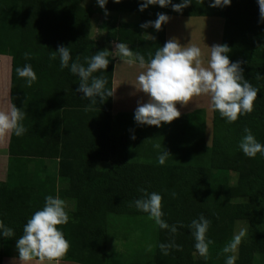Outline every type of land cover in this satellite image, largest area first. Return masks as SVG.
<instances>
[{
	"label": "trees",
	"instance_id": "16d2710c",
	"mask_svg": "<svg viewBox=\"0 0 264 264\" xmlns=\"http://www.w3.org/2000/svg\"><path fill=\"white\" fill-rule=\"evenodd\" d=\"M92 1L105 17L104 41L95 40L91 33L96 9L85 7L81 0H0V54L12 58L11 96L24 115L23 123L41 131L48 122L45 126L51 134L62 127L67 132L73 128L80 138L69 153L62 149L61 156L71 161L93 159L92 163L85 161L82 169H77L82 173L76 171L69 182L72 189H88L86 194H90L68 196L75 202V208L67 213L68 223L60 226L65 238L71 241L69 254L62 260L113 264L106 251L110 233L115 222L132 221L144 227L153 223L152 232L147 234L144 230L141 234L152 246L151 251L134 253L133 264H226L227 255L237 257L235 264H264V155L258 153L255 158H249L239 148L246 135L245 128L264 145V21L260 19L258 0H232L223 7H212V0L203 3L192 0L182 12L174 11L171 4L149 5L140 11L144 0L120 3L108 0L104 8L97 0ZM180 2L172 0L173 4ZM158 13L223 18L221 45L231 49L226 53L230 61H239L244 78L258 89L253 111L240 115L233 123L213 110L209 146L205 142L203 109L159 127L138 125L134 115L112 117V96L105 95L103 102L98 96L97 102L91 104L76 91L79 77L71 73L70 65L77 57L87 67L85 58L102 50L109 52L107 69L93 73L94 77L107 81V93L112 92L116 61L108 44L124 43L134 54L143 55L146 62L154 56L166 43V23L159 31L152 26L142 28L141 24L155 21ZM60 46L70 51L68 68L61 69L59 53L56 59H50ZM25 53L30 54L29 59H25ZM26 64L32 66L37 76L31 87L16 73L18 67ZM38 104L44 105L46 111L30 110V106ZM75 108L79 110L75 112ZM74 116L81 123L66 124ZM133 135L135 139L131 138ZM52 141L46 154H55ZM156 144L160 145L159 149L154 147ZM166 150L169 155L165 164L160 165L157 158ZM10 152H14L13 141ZM32 153L43 156L41 150ZM95 159L105 163V167H96ZM231 173L237 174L235 185L230 182ZM141 189L162 196V219L170 226H177L175 234L160 229L148 218V213L134 206L132 202L144 197ZM11 191L10 185L0 183V221L15 234L12 238L0 235V264L4 254L23 234L27 220L43 208L47 197L26 198L11 195ZM201 215L210 221L206 241L212 243L207 260L196 251L189 227ZM238 222H247L248 230L236 252L224 254V246L238 234ZM173 240L182 246V251L170 249L168 255H163L159 244Z\"/></svg>",
	"mask_w": 264,
	"mask_h": 264
},
{
	"label": "clouds",
	"instance_id": "9594fccd",
	"mask_svg": "<svg viewBox=\"0 0 264 264\" xmlns=\"http://www.w3.org/2000/svg\"><path fill=\"white\" fill-rule=\"evenodd\" d=\"M108 0H97L101 8H104ZM120 3L121 0H114ZM203 3V0H201ZM232 0H212V7H223L230 5ZM192 0H181L180 3H172V0H144L140 5L143 11L149 5H159L167 7L171 4L176 12H182L188 7ZM259 15L264 21V0H258ZM107 15V9H105ZM155 21H148L141 24L142 28L154 27L161 30L163 24L167 23L169 17L166 14L158 13ZM151 39L153 37L150 36ZM231 49L226 45H213L207 61L203 58L202 50L195 45L184 46L178 40H169L163 47L156 50L147 62L145 57L133 51L124 43L115 44L116 55L129 66L137 65L142 70L139 72L134 83L137 92H142L147 97L146 102H138V107L134 113V119L138 125L161 126L164 123H171L179 118L181 113L176 107L188 105L193 97L206 96L210 100V106L214 111L228 123L235 122L240 115L250 114L254 108V101L258 95V89L252 86L243 76V69L240 62H231L226 53ZM59 53L61 69L69 67L71 60L70 51L65 46H60L50 56L56 59ZM25 59L30 58L29 53L24 54ZM109 52L99 51L90 58H85L87 67L76 62L71 63V73L78 75L79 87L77 92L83 94L90 100L91 104L97 102V97L101 102L107 97L113 96V92L105 93L107 81L103 77H94L93 73L106 70L109 64ZM151 56V54H150ZM18 77L23 78L28 87L36 81L37 76L32 66L26 64L22 68H17ZM259 79V74L256 77ZM87 110V109H86ZM24 119L23 113L13 105L10 109L0 110V139L10 134L20 137L26 131L21 121ZM244 135L239 143V148L243 154L249 158H255L258 153L264 155V145L257 142L255 136L248 128L244 129ZM135 139V135L131 137ZM159 149L160 145H154ZM169 152L166 150L158 156V163L164 165ZM144 197L136 199L134 206L145 213L148 218L154 221L160 229H167L175 234L178 229L176 225H169L163 217L162 196L158 193H147L141 189ZM175 196V193L172 194ZM130 206H132L130 204ZM65 202L59 197L51 195L45 198L42 209L27 220L23 227V234L17 239L16 248L18 250V264H59L67 254L70 244L60 229L69 221V216L65 210ZM210 221L203 215L199 220H193L189 227L195 239V249L205 260L209 256V244L206 241ZM182 226V225H181ZM0 235L4 238L14 237V231L6 227L0 221ZM245 236V230H241L232 240L224 246V254L235 253ZM152 246L149 245V251ZM163 255H168L170 249L182 251V246L171 241L159 244ZM237 257L227 255L226 264H235Z\"/></svg>",
	"mask_w": 264,
	"mask_h": 264
},
{
	"label": "crops",
	"instance_id": "0c3cea01",
	"mask_svg": "<svg viewBox=\"0 0 264 264\" xmlns=\"http://www.w3.org/2000/svg\"><path fill=\"white\" fill-rule=\"evenodd\" d=\"M169 17L166 23V42L169 40H178L181 45L198 46L203 53L205 62L210 53V47L220 44L224 31V19L220 17H192L167 15ZM115 44H108L107 48L114 53L116 58L114 64L113 83H112V108L111 114L116 118L120 114L134 115L138 102H146L147 97L142 92H137L134 83L140 71L137 65L129 66L124 63L115 52ZM11 79H12V58L0 54V110L10 109L14 104L11 96ZM35 103V102H33ZM37 103V102H36ZM180 116H185L203 109L207 115L213 113L210 106V100L206 96L193 97L192 101L182 106L177 104ZM22 108V107H21ZM20 108V109H21ZM27 109V107H26ZM47 108L44 105L30 106L32 112H44ZM77 108L74 109L77 112ZM86 110V109H85ZM87 111H89L87 109ZM33 115H38L33 113ZM34 123V121H32ZM25 133L20 137L13 134L0 139V183L10 185L12 188L11 195H20L26 198H33L36 195H55L65 202L67 213L72 212L75 208V202L69 199V195H89L88 189H72L70 180L73 179L77 169H82L83 163H92L91 160L71 161L61 156L62 152L69 153L79 140L80 135L70 132L62 127L56 134L49 132V127L43 124L41 131L33 130L30 124H24L21 121ZM81 123L80 119L66 120V124ZM58 136V137H57ZM57 137V138H56ZM63 138V146H62ZM53 140V141H52ZM13 141L14 152H10V146ZM52 141V153L46 154V148ZM63 149V151H62ZM43 152V156L37 157L32 152ZM62 151V152H61ZM78 162V163H76ZM107 163H110L108 161ZM96 167H105V163L95 159ZM79 172V170L77 171ZM82 173V172H79ZM82 192L84 194L76 193ZM16 242L13 247L7 251L2 259V264H18V250ZM59 264H80L71 261L61 260ZM113 264H126L122 260Z\"/></svg>",
	"mask_w": 264,
	"mask_h": 264
},
{
	"label": "rangeland",
	"instance_id": "374dc122",
	"mask_svg": "<svg viewBox=\"0 0 264 264\" xmlns=\"http://www.w3.org/2000/svg\"><path fill=\"white\" fill-rule=\"evenodd\" d=\"M82 4L85 7H91L94 10L96 9V14L93 15L92 19V29L91 33L95 40L97 41H104L105 37V30L102 29V23L105 17L101 14V9L94 5L92 0H81ZM212 118L213 113L208 112L205 115V142L209 146L212 140ZM161 134V133H160ZM230 182L232 185H235L237 182V174L231 173L230 174ZM127 222V223H126ZM137 223V222H136ZM115 229L111 231V237L107 242L106 251L110 257V261L112 263L122 260L126 264H133L135 263V259L132 257L134 253L148 250L149 244L148 240L142 239V231L148 234L153 230V223L148 226H139L134 225V223L129 221L124 222H115ZM143 227V228H142ZM237 232L239 233L241 230H245V233L248 230V223L247 222H238L236 224ZM69 243L71 241L69 240ZM11 249V248H10ZM9 249V250H10ZM8 250V251H9ZM69 254V251L67 252Z\"/></svg>",
	"mask_w": 264,
	"mask_h": 264
}]
</instances>
